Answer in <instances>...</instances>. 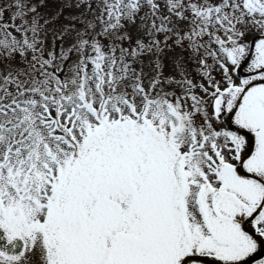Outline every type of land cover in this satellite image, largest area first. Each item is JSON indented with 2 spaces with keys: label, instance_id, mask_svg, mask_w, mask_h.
<instances>
[{
  "label": "snow or ice",
  "instance_id": "snow-or-ice-1",
  "mask_svg": "<svg viewBox=\"0 0 264 264\" xmlns=\"http://www.w3.org/2000/svg\"><path fill=\"white\" fill-rule=\"evenodd\" d=\"M0 264H264V0H0Z\"/></svg>",
  "mask_w": 264,
  "mask_h": 264
},
{
  "label": "rangeland",
  "instance_id": "rangeland-1",
  "mask_svg": "<svg viewBox=\"0 0 264 264\" xmlns=\"http://www.w3.org/2000/svg\"><path fill=\"white\" fill-rule=\"evenodd\" d=\"M50 5V4H49ZM53 5V4H52Z\"/></svg>",
  "mask_w": 264,
  "mask_h": 264
}]
</instances>
